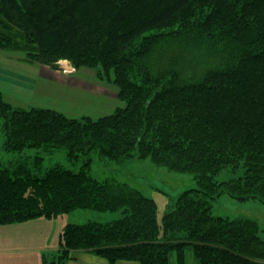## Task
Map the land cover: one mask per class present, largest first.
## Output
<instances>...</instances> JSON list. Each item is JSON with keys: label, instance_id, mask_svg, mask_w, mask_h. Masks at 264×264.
I'll return each mask as SVG.
<instances>
[{"label": "trees", "instance_id": "obj_1", "mask_svg": "<svg viewBox=\"0 0 264 264\" xmlns=\"http://www.w3.org/2000/svg\"><path fill=\"white\" fill-rule=\"evenodd\" d=\"M194 35L221 45H210L219 63L200 78L155 75L145 66L161 43ZM0 50L52 68L67 59L76 72L110 82L121 103L98 118H69L15 108L0 93L2 151L20 157L26 148H63L69 161L85 159L79 171L42 168L40 155L29 164L0 161V225L76 210L121 213L110 222L66 224L43 264H67L75 251L109 264H172L173 254L185 264L187 248L197 264H264L257 221L211 212L222 194L264 204V0H0ZM92 153L117 163L148 159L193 175L196 187L173 197L159 222L154 200L90 175ZM223 170L235 177L217 181Z\"/></svg>", "mask_w": 264, "mask_h": 264}, {"label": "rangeland", "instance_id": "obj_2", "mask_svg": "<svg viewBox=\"0 0 264 264\" xmlns=\"http://www.w3.org/2000/svg\"><path fill=\"white\" fill-rule=\"evenodd\" d=\"M86 9L89 14L91 8L88 6ZM93 20V15L88 18L92 25H94ZM210 45L214 46L216 50L221 46L207 38L199 39V36L195 35L190 38L185 37V41L182 42L178 40L163 42L151 50L144 63L152 71V74L174 72V75L183 81H193L210 69L211 64L219 63L217 60L219 54L214 52L215 49H210ZM63 61H67L74 68L71 61L67 59ZM50 71L62 76H72L70 84L51 83L46 80L40 83L38 92H32L33 85L30 87L26 79H31L30 84H35L38 76L41 79H47ZM71 85H74L72 87L76 89L78 99L65 97V94L69 92L68 87ZM70 92L72 96L75 95L74 91ZM0 93L15 108H50L77 118L82 116L96 118L108 115L121 106L116 89L110 82L96 79L94 71L81 69L73 73H64L60 65L52 68L38 62H29L24 53L10 50H0ZM2 141L0 131V161L4 163L9 160H25L29 164L36 155H40L43 157L42 168L60 164L73 171H79L85 161L83 157L74 162L69 161L63 148L53 149L51 153H46L42 148H26L19 157L17 154L2 151ZM88 171L97 180L113 179L126 183L154 200L159 222L169 210L173 197L183 190L196 187L193 175L172 172L164 167L154 165L148 159H134L117 163L104 160L98 154L92 153ZM233 177L235 176L228 170H223L216 176V180L221 182ZM211 206V212L215 216L229 219H252L264 229V204L261 202L253 200L242 202L227 194H222L211 203ZM120 215V211L76 210L68 216L73 223L81 224L88 220L110 222L119 218ZM171 262L172 264L176 263L174 254L171 257ZM185 264H197L190 248L185 251Z\"/></svg>", "mask_w": 264, "mask_h": 264}, {"label": "crops", "instance_id": "obj_3", "mask_svg": "<svg viewBox=\"0 0 264 264\" xmlns=\"http://www.w3.org/2000/svg\"><path fill=\"white\" fill-rule=\"evenodd\" d=\"M52 73L53 71H50V75H48L47 79H41L38 76V78L35 80V84H30V82L32 81L31 79H24H26V82H28V85H30V87H32L33 85L32 92H38L40 83L46 80L50 81L51 83L58 82L61 84H70L72 76L67 77L56 74L55 72L53 74ZM57 76H60V78H58ZM72 86L74 85L68 87L69 92L65 94V97L77 98V92H75L76 89ZM70 91H74L73 93H75V95L72 96ZM67 117L77 118L70 116ZM68 215L69 214L53 220L37 219L23 223L0 225V264H43V255L47 252H54L59 248L60 236L63 227L68 223H73L72 219ZM67 264L109 263L105 259L93 253L86 251H75L72 253V258L67 262ZM115 264L138 263L133 261H119Z\"/></svg>", "mask_w": 264, "mask_h": 264}, {"label": "built area", "instance_id": "obj_4", "mask_svg": "<svg viewBox=\"0 0 264 264\" xmlns=\"http://www.w3.org/2000/svg\"><path fill=\"white\" fill-rule=\"evenodd\" d=\"M58 65H60V67H61V69H62V71L64 73H73V72H75V69L73 67H71L67 61H63L62 60V61H60L58 63Z\"/></svg>", "mask_w": 264, "mask_h": 264}]
</instances>
